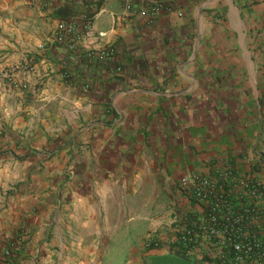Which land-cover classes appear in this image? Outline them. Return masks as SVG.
I'll return each mask as SVG.
<instances>
[{"label": "crops", "instance_id": "obj_1", "mask_svg": "<svg viewBox=\"0 0 264 264\" xmlns=\"http://www.w3.org/2000/svg\"><path fill=\"white\" fill-rule=\"evenodd\" d=\"M78 3L0 0V264H151L173 215L199 209L180 174L231 163L264 182V0H173L181 15L154 19L86 0L70 54L53 34ZM249 200L264 240V195Z\"/></svg>", "mask_w": 264, "mask_h": 264}, {"label": "built area", "instance_id": "obj_2", "mask_svg": "<svg viewBox=\"0 0 264 264\" xmlns=\"http://www.w3.org/2000/svg\"><path fill=\"white\" fill-rule=\"evenodd\" d=\"M124 11L147 19L161 13L181 15L173 0H138L135 7ZM90 29L86 17H71L60 22L53 34L54 40L70 54L79 49L82 32ZM104 32L99 31L102 36ZM98 57L112 58L113 48L101 46ZM5 74V73H3ZM63 77L67 72L61 73ZM32 91L35 87H32ZM177 186L197 211H179L171 218V227L178 241L191 255L215 264H264V240L255 229L257 212L250 198L264 195V182L257 178L237 177L231 163H210L207 173L187 172L177 177ZM156 245L148 239L146 245ZM205 251V252H204ZM3 257L9 256L4 249ZM5 264H9L8 261Z\"/></svg>", "mask_w": 264, "mask_h": 264}, {"label": "rangeland", "instance_id": "obj_3", "mask_svg": "<svg viewBox=\"0 0 264 264\" xmlns=\"http://www.w3.org/2000/svg\"><path fill=\"white\" fill-rule=\"evenodd\" d=\"M85 3H86V0H79L78 7L76 8L77 11L72 16H70L69 18L77 16L79 18L86 17L90 20L92 14H93V11L88 10ZM69 18H67V19H69ZM98 18H100V19L103 18L106 22H108L109 15H108L107 11L102 12L101 14L98 15ZM93 20L95 23L96 19H93ZM107 24L108 23H105V26H103V27L106 28ZM194 257L195 256L192 255L191 259L196 261V259H194ZM148 262L151 264H191L192 263L189 259L185 260L181 256H176V255L175 256H171V255L170 256H162V257L160 256L158 258L151 257ZM201 264H209V262L204 261Z\"/></svg>", "mask_w": 264, "mask_h": 264}, {"label": "trees", "instance_id": "obj_4", "mask_svg": "<svg viewBox=\"0 0 264 264\" xmlns=\"http://www.w3.org/2000/svg\"><path fill=\"white\" fill-rule=\"evenodd\" d=\"M64 11V12H63ZM77 11V9H68V10H66L65 8L64 9H62V13L64 14V15H62L63 17H65V18H69L70 16H72L75 12ZM151 240H156V239H154V238H151ZM147 246H154L152 243L150 244V245H147ZM155 246H158L157 245V243H156V245ZM169 249H170V252H171V254H169V255H165V256H181L183 259H185V260H187V259H189L192 263L191 264H201L203 261L201 260V259H206V256L204 255V257L202 256L201 257V259L199 258V259H197V258H195L194 257V259H196V261L195 260H193V259H191V257H192V255L191 254H189V253H187L186 251H185V249H184V247L178 242V241H173V242H170V244H169ZM162 257V256H161ZM157 261V260H156Z\"/></svg>", "mask_w": 264, "mask_h": 264}]
</instances>
